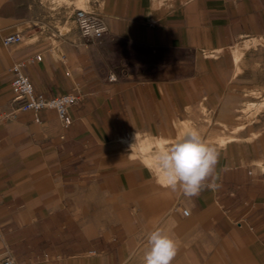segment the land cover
I'll use <instances>...</instances> for the list:
<instances>
[{"label": "crops", "instance_id": "crops-1", "mask_svg": "<svg viewBox=\"0 0 264 264\" xmlns=\"http://www.w3.org/2000/svg\"><path fill=\"white\" fill-rule=\"evenodd\" d=\"M95 11L106 26L100 38L71 29L48 37L58 28L38 19L41 12L0 0V113L10 109L9 66L35 54L41 58L24 68L35 91L77 97L66 126L52 108L0 116V264L7 250L16 264H143L146 235L157 227L176 241L172 264H264V118L256 104L242 107L250 124L258 122L242 138L217 130L214 139L202 136L221 142L212 144L220 153L218 188L188 197L150 168L162 141L186 126L200 132V51L263 34L264 0H100ZM10 33L22 39L4 44ZM113 38L182 54L163 73L126 79L112 73L104 46ZM244 55L233 49L235 72ZM176 202L189 214L175 211Z\"/></svg>", "mask_w": 264, "mask_h": 264}, {"label": "rangeland", "instance_id": "rangeland-1", "mask_svg": "<svg viewBox=\"0 0 264 264\" xmlns=\"http://www.w3.org/2000/svg\"><path fill=\"white\" fill-rule=\"evenodd\" d=\"M17 1L20 5L21 3L25 6L28 4L35 12H41V14H36L38 19H46L47 25L58 28L54 31H46L48 37H54V34H65L69 29L71 32L68 33L72 34L75 31L79 34L74 21V11L80 7L82 9L81 4L75 6L74 3H58L55 0ZM99 3L100 0H89V5L85 10L96 13L95 9ZM42 12L46 14L43 15ZM67 20L72 21L67 28L59 27V22ZM34 25L39 28L44 26V23L36 20ZM255 37H262L264 40V33L241 35L228 45L200 51V55H203L205 59L200 63L204 71L202 76L204 88L203 93L200 94V102L204 104L200 109V133L204 130L201 135L207 139H214L213 134L216 130L230 139L242 138L246 128L250 129L251 126L257 128L258 122L250 124L251 119L244 117L242 107L246 103L256 104L255 107L260 109L258 117L262 115L261 117L264 118V46L246 48L244 45L245 41L248 43ZM36 39L37 35L34 34L32 40ZM104 47L112 63V73L116 74L117 71L126 79H132L135 72L143 70L163 73L166 62L182 54L177 50L148 49L118 38L110 39ZM236 47L245 54L239 61L238 65L241 66L239 72H235L236 64L232 56V51ZM212 107L215 109L213 110ZM208 115H211V119H208ZM235 124H245L240 133L231 132ZM211 144L221 145V142Z\"/></svg>", "mask_w": 264, "mask_h": 264}, {"label": "clouds", "instance_id": "clouds-1", "mask_svg": "<svg viewBox=\"0 0 264 264\" xmlns=\"http://www.w3.org/2000/svg\"><path fill=\"white\" fill-rule=\"evenodd\" d=\"M219 155L217 147L206 141L197 128L186 126L175 140L161 142L152 155L150 168L155 169L165 187L192 197L204 188L219 187L215 183ZM176 254V241L163 228L147 233L143 264H172ZM6 264H16L15 257L10 256Z\"/></svg>", "mask_w": 264, "mask_h": 264}, {"label": "built area", "instance_id": "built-area-1", "mask_svg": "<svg viewBox=\"0 0 264 264\" xmlns=\"http://www.w3.org/2000/svg\"><path fill=\"white\" fill-rule=\"evenodd\" d=\"M74 21L80 35L88 40L100 38L106 30L105 23L101 17L95 13L86 11L85 9L77 8L74 11ZM22 39L20 33H10L4 36L3 43L10 44L19 42ZM41 56L35 54L33 57L21 59L12 63L8 71L10 73V109L0 113L6 116L16 114L20 111H38L44 108H52L56 111L63 125L70 124L72 117L69 113V107L76 102V95L71 92L55 93L47 95L42 92H37L26 74L24 68L28 63L34 60H39ZM110 80L115 79L113 74L108 76ZM175 211H179L182 215H188L189 209L181 202H176L173 205ZM11 253L7 250L2 260V264H6Z\"/></svg>", "mask_w": 264, "mask_h": 264}, {"label": "bare ground", "instance_id": "bare-ground-1", "mask_svg": "<svg viewBox=\"0 0 264 264\" xmlns=\"http://www.w3.org/2000/svg\"><path fill=\"white\" fill-rule=\"evenodd\" d=\"M82 9H84V8H82ZM225 140V139H224Z\"/></svg>", "mask_w": 264, "mask_h": 264}]
</instances>
